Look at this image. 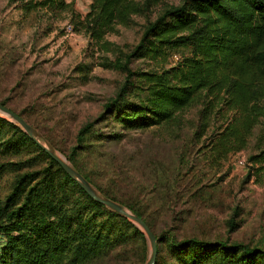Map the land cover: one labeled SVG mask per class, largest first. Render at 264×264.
I'll use <instances>...</instances> for the list:
<instances>
[{"label": "trees", "instance_id": "16d2710c", "mask_svg": "<svg viewBox=\"0 0 264 264\" xmlns=\"http://www.w3.org/2000/svg\"><path fill=\"white\" fill-rule=\"evenodd\" d=\"M38 6L66 7L64 0ZM71 15L85 37L101 45L115 25L128 27L137 16L147 20L131 50L116 49L113 60L106 58L102 66L122 73V85L103 113L79 129L66 157L101 199L123 206L153 233L133 199L120 201L114 180L103 186L82 163L93 141L119 140L116 132L96 134L108 119L126 130L182 131L183 114L196 107L190 141L196 153L205 149L215 161L245 149L261 126L248 162L264 167V0H91L83 17ZM136 61L148 68L132 69ZM160 168L152 169V178L165 201L183 176ZM8 173L15 177L0 197V264H124L130 253L138 264L149 261L147 238L135 223L89 196L41 145L0 116V180ZM152 235L153 264H264V245L179 238L171 228Z\"/></svg>", "mask_w": 264, "mask_h": 264}, {"label": "rangeland", "instance_id": "374dc122", "mask_svg": "<svg viewBox=\"0 0 264 264\" xmlns=\"http://www.w3.org/2000/svg\"><path fill=\"white\" fill-rule=\"evenodd\" d=\"M41 1L0 0V103L23 119L33 140L71 167L66 157L79 129L103 113L124 80L122 73L102 65L106 58L114 59L116 49L131 50L147 20L137 16L128 27L115 25L104 36L105 45L94 44L71 15L73 11L83 17L91 0H64L61 10L39 7ZM68 25L71 34L66 33ZM131 68L148 67L136 61ZM0 116L22 129L9 116ZM195 116L192 107L182 116L183 130L173 132L161 127L126 130L108 119L96 127V134L116 132L119 140L93 141L89 157L82 161L85 170L103 186L114 180L120 201L133 199L155 235L171 228L179 238L264 245V167L252 168L248 162L256 153L262 127L254 129L245 149L215 161L205 149V154L196 153L190 141ZM160 167L177 169L183 176V182L166 192L171 199L165 201L158 199L161 192L152 178V169ZM14 177L8 173L1 178L0 197L10 192ZM94 192L100 197L95 188ZM234 213L237 227L230 232ZM135 224L147 238L150 260V240ZM124 264L138 262L130 253Z\"/></svg>", "mask_w": 264, "mask_h": 264}, {"label": "water", "instance_id": "95a60500", "mask_svg": "<svg viewBox=\"0 0 264 264\" xmlns=\"http://www.w3.org/2000/svg\"><path fill=\"white\" fill-rule=\"evenodd\" d=\"M0 112L9 116L10 118H12L15 122H17L22 129L25 132H30V127L23 121V119H21L19 116H17L16 114H14L12 111H10L9 109L3 107L0 105ZM45 149V148H44ZM47 151V153L57 162L59 163V165L63 168V170L69 175L71 176L73 179H75L81 186L82 188L87 192V194L89 196H91L92 198H94L97 201H100L102 204H104L105 206H107L108 208L114 210L115 212L122 214L126 217H128L129 219H131L132 221H134L135 223L139 224L144 231L146 232L150 243H151V257L150 260L147 262V264H153L155 261V257H156V242H155V238L152 235V233L150 232V230L147 228V226L145 225V223L140 219L137 218L135 216H133L130 213H127L121 206H119L118 204L111 202L109 200H103L100 197H98L95 192L87 185V183L73 170L71 169V167H69L63 160H61L58 156L54 155L53 153H51L48 149H45Z\"/></svg>", "mask_w": 264, "mask_h": 264}, {"label": "built area", "instance_id": "2783aa9c", "mask_svg": "<svg viewBox=\"0 0 264 264\" xmlns=\"http://www.w3.org/2000/svg\"><path fill=\"white\" fill-rule=\"evenodd\" d=\"M66 33H67V34H71V33H72V28H71L70 25H68V26L66 27Z\"/></svg>", "mask_w": 264, "mask_h": 264}]
</instances>
